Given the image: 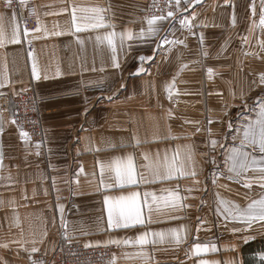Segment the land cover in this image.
<instances>
[{
  "label": "crops",
  "instance_id": "1",
  "mask_svg": "<svg viewBox=\"0 0 264 264\" xmlns=\"http://www.w3.org/2000/svg\"><path fill=\"white\" fill-rule=\"evenodd\" d=\"M32 1L37 21L23 32L0 0L4 31L19 29L18 43L0 46V96L32 87L43 127L42 142H28L0 111V264L48 255L59 236L111 245L109 264H264V250L244 253L257 236L240 232L224 182L208 177L229 172L221 159L239 147L240 111L264 91L261 0H175L154 35L147 0ZM94 7L105 26L84 28L96 14L79 9ZM129 156L137 182L121 185L108 165ZM165 157L171 179L156 176L168 174ZM133 192L144 223L110 228L105 197Z\"/></svg>",
  "mask_w": 264,
  "mask_h": 264
},
{
  "label": "snow or ice",
  "instance_id": "2",
  "mask_svg": "<svg viewBox=\"0 0 264 264\" xmlns=\"http://www.w3.org/2000/svg\"><path fill=\"white\" fill-rule=\"evenodd\" d=\"M177 6H179L180 0H176ZM197 0H193V3H196ZM28 0H20V4L23 6H27ZM185 3H187V0H185ZM6 6H11L12 0H5ZM191 5H189L190 7ZM81 12H91L96 14L93 17H84L86 21H94L84 24V28H100L104 27L102 17L100 16V13L105 11L102 8L94 7V8H82L79 9ZM73 22L75 23L77 20L76 12L77 8L73 7ZM253 12H255V6L253 5ZM169 16H172L173 14L171 12L168 13ZM2 17H0V22H2ZM164 19V17H152L147 20V23L149 25L148 27V33L150 35H154L157 29L153 27L154 23L157 20ZM182 25L189 26L187 21H181ZM260 24L264 25V0H261V17H260ZM83 30L80 26H77L76 31L79 32ZM25 32H27V29H25ZM143 34V32H142ZM114 33H109L106 37L108 40V43L111 45L113 43L111 37L114 36ZM19 29L18 27L13 28L12 35L9 37L7 33L4 31L2 27V23H0V46H3L5 41H8L9 43H18L19 39ZM99 40L100 37H97ZM262 47H264V42H262ZM145 59H151L150 57H140V60L143 61ZM34 75H35V68H34ZM137 71H143V69H138ZM211 71V69H209ZM261 82L264 83V73L260 74ZM15 123V121H12ZM231 127V125H229ZM239 131V129H237ZM21 137L24 139L28 138V134L25 132H21ZM212 145L215 146L217 141L213 140L211 141ZM254 146L255 148H258L261 153H264V106L261 107L260 111L257 113V117L255 120H250L247 124L243 127L242 136L240 139V146L234 147L230 150L229 154L227 155L226 164L228 162H231V165L229 167L230 172H237L241 170H246V168L250 165H254L258 163V161L255 159V157H252L251 160H249V153L243 151V146ZM147 159V157H146ZM260 163H264V158L261 159ZM165 168L167 169V175H162L157 169L156 176L159 179H171L172 177V170L175 166V161L173 160L171 163L168 162L167 157H165ZM109 168H111L116 175L117 182L121 185L127 183V184H135L137 181L134 178L133 175V166L131 164V157H128L127 162H124L121 160L120 157H114L111 164L108 165ZM103 171V168H102ZM231 178V177H229ZM249 186L250 185H246ZM264 187V185H262ZM163 191V190H162ZM138 193H129L127 196H121L117 198H111V197H105V204L108 206V226L110 228H128L135 224H143L144 220L142 219L141 215V208L140 204L137 200ZM145 195H148L147 193ZM157 198L153 195V200L155 201ZM168 200V198H162ZM112 201V203L109 204V201ZM176 201V195L174 193H170V202L175 205ZM237 218L241 220H246L251 222L253 219H260L264 220V194H261L260 199L258 200H252L251 203L247 205V208L240 210L239 206H237ZM175 218V217H173ZM151 222V221H149ZM173 233L176 232V230H171ZM146 233L141 234L137 238V243L143 245L146 244L148 241L146 240ZM177 242H180V238L176 237ZM112 243H128L127 240L120 241V240H113ZM4 247H7V245H3ZM87 246V245H86ZM196 250L200 251L201 246L199 244L196 245ZM32 252L38 251L36 248L31 249ZM32 264H37L36 261H33ZM42 264V262H40ZM201 264H206V262H201Z\"/></svg>",
  "mask_w": 264,
  "mask_h": 264
},
{
  "label": "built area",
  "instance_id": "3",
  "mask_svg": "<svg viewBox=\"0 0 264 264\" xmlns=\"http://www.w3.org/2000/svg\"><path fill=\"white\" fill-rule=\"evenodd\" d=\"M18 16L19 24L24 32L37 21V12L32 0H28L27 6L14 0L11 4ZM175 9V0H147L143 15L145 17L166 16ZM27 48L30 45L25 43ZM39 100L36 98L32 87L18 92L8 99L6 95L0 96V111L6 112L14 126L21 133L28 134L26 139L31 143H39L43 140V127L38 110ZM113 256L111 245L86 246L75 238L59 236L52 251L48 255L33 254L29 264L36 261L37 264H109Z\"/></svg>",
  "mask_w": 264,
  "mask_h": 264
},
{
  "label": "rangeland",
  "instance_id": "4",
  "mask_svg": "<svg viewBox=\"0 0 264 264\" xmlns=\"http://www.w3.org/2000/svg\"><path fill=\"white\" fill-rule=\"evenodd\" d=\"M246 102V108L241 109L240 112H242V114L239 116L240 136L239 141L235 142L238 144V146H240V139L244 125L250 120H255L257 113L260 111L261 107L264 106V91L262 92L260 90H254L253 92L249 93ZM243 151L250 154L249 160H251L252 157H255L258 163L248 166L246 170H241L238 174L237 172H228L227 170L220 171L222 172L220 173L217 172V168L215 171V173H218L217 176H214L213 173H210L208 174V177H210L211 180H215L217 178L224 182L222 186L224 210L230 212L232 209L233 216H235L238 220V228L240 232L243 231L249 235L257 236L255 241L251 242L257 243L255 245L256 248L261 247L264 250V220L253 219L251 222H249L237 218V206H239L240 210H243L247 208V205L251 203L252 200H258L260 199L261 194H264V187H262V185H264V163H260L261 159L264 158V153H261L258 148H255L254 150V146L248 145L243 146ZM226 159V155L221 159L223 165L226 164ZM221 160L218 161V167L222 166H220ZM227 165L230 166L231 163H227ZM226 179H231L234 181L231 184L232 188L227 187L228 185L225 183ZM246 185H250V187ZM234 227L235 226H233V228ZM254 264H258V262L256 261Z\"/></svg>",
  "mask_w": 264,
  "mask_h": 264
},
{
  "label": "trees",
  "instance_id": "5",
  "mask_svg": "<svg viewBox=\"0 0 264 264\" xmlns=\"http://www.w3.org/2000/svg\"><path fill=\"white\" fill-rule=\"evenodd\" d=\"M257 243H255V242H250V243H248V244H246L245 246H244V253H246V251H248V252H252L253 250H254V248L258 251V250H263V248H261V247H259V248H256L255 247V245H256ZM246 262H245V264H252L253 262H252V260L251 259H246L245 260Z\"/></svg>",
  "mask_w": 264,
  "mask_h": 264
}]
</instances>
